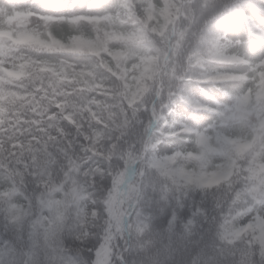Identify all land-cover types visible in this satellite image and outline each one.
I'll return each mask as SVG.
<instances>
[{"label": "clouds", "instance_id": "obj_1", "mask_svg": "<svg viewBox=\"0 0 264 264\" xmlns=\"http://www.w3.org/2000/svg\"><path fill=\"white\" fill-rule=\"evenodd\" d=\"M195 10L197 29L241 27L246 42L237 51L246 63L240 67L243 77L235 101H251L249 106L259 111L264 122V41L252 43L256 31L264 32V0H243L240 10L200 4ZM16 42L39 43V37L22 34ZM87 50L99 56L108 51V42L99 40ZM133 61L127 70L117 64L113 75L118 72V80L107 78L113 100L100 105L104 127L90 123L81 133L87 142L72 152L79 161L77 171H68L62 158L56 166L59 171L53 169L59 193L50 195L42 176L31 182L35 187L25 227L45 211L51 215L49 202L56 198L65 206V223L58 228L61 250L56 255L68 264H264V238L258 240L249 230V216L234 221L233 229L240 234L237 241L226 242L223 237L225 214L247 208L242 201L248 178L237 161L250 164L258 154L264 157V136L249 139L255 118L247 126L221 129L215 119L203 127L192 124L200 114L192 112L191 105L185 106L187 116L173 109L165 115L155 107L151 113L143 112L153 97L161 108L165 106L159 99L161 84L170 103L190 95L185 77L198 73L184 55L171 64L153 61L150 72L143 62ZM182 134L187 146L176 143ZM242 145L249 150L242 151ZM260 183L264 184V177ZM7 187L5 180L4 190ZM255 209L264 216V200ZM0 224L10 231L17 227L7 214ZM93 242L96 249L90 257ZM56 261L53 254L41 252L23 264Z\"/></svg>", "mask_w": 264, "mask_h": 264}, {"label": "trees", "instance_id": "obj_2", "mask_svg": "<svg viewBox=\"0 0 264 264\" xmlns=\"http://www.w3.org/2000/svg\"><path fill=\"white\" fill-rule=\"evenodd\" d=\"M2 1L15 11L18 22L9 29L11 35L0 40V57L9 59L13 71H7L0 63V218L7 214L17 227L10 231L0 224V240L15 242L21 231L28 240L33 223L25 227V221L31 215L30 192L35 187L31 182L36 176L44 177L42 184L50 187V195L55 197L61 190L52 179L53 169L59 171L58 161L62 158L68 171H77L79 161L72 154L73 149L78 151L80 145L87 142L81 133L90 123L104 127L99 119L100 105L113 100V89L107 78L119 79L118 72L113 75L117 64L127 70L135 58L150 72L153 61L171 64L184 55L191 60L198 75L185 77L191 94L175 103L191 105V111L200 114L191 123L203 127L210 122H205L206 118H213L221 128V122L236 108L249 109L257 114L254 128L249 129V139L258 141L264 136V122L259 111L249 106L251 101H235L234 93L243 77L240 67L242 62L246 63L237 49L245 44L246 38L233 47L221 40L225 29L195 27V5L205 8L222 5L240 10L243 0ZM113 8L117 9L116 14L111 12ZM22 34L38 36L39 43H17ZM99 40H107L108 51L95 56L87 49ZM256 41H264V32L254 33L252 43ZM159 87V99L165 101V106L161 108L159 100L153 97L143 112L151 113L155 107L167 115L172 109L167 88L163 84ZM185 110L176 112L189 115L186 107ZM250 123L246 122L245 126ZM185 140L182 134L176 143L187 146ZM207 143L214 147L211 141ZM248 150L247 145H242V151ZM260 161L259 154L250 164L237 161V168L248 178V191L242 203L249 209L251 205L258 207L264 200V192H255L257 183L264 177ZM5 180L7 190L3 188ZM49 206L51 215L47 211L39 215L50 221L47 229H41L39 246L22 250L26 261L41 252L63 259L56 253L61 250L58 228L65 223V206L56 198L51 199ZM243 214L239 211L224 223L226 242L239 239L240 234L234 231L233 224ZM249 230L258 240L264 238V225L256 219L249 224ZM89 247L92 251L87 255L91 257L96 249L95 242ZM18 255L19 250L0 244V264L6 261L13 264ZM64 264H68L67 260Z\"/></svg>", "mask_w": 264, "mask_h": 264}, {"label": "rangeland", "instance_id": "obj_3", "mask_svg": "<svg viewBox=\"0 0 264 264\" xmlns=\"http://www.w3.org/2000/svg\"><path fill=\"white\" fill-rule=\"evenodd\" d=\"M4 3H5L4 1L3 2L0 1V26H5L8 24L11 25L16 20V18H18V17H16L17 15L15 14V11L13 9H11V7L9 8ZM111 12L116 14L117 9L113 8V9H111ZM6 18H8L12 22L7 23ZM222 39L225 42L232 43L234 45V47H237V44L240 41H242L243 39H245V36L242 32L241 27H239L237 25H232L231 27L227 28V30H225ZM0 60H4V62L7 65H10L7 62L8 60H6V59L0 58ZM172 108H174L175 111H177V112H186L185 106L182 103H177V104L174 103ZM0 113H1V107H0ZM254 118L256 120V114L254 112L238 108L237 110L233 111L230 114V117L227 118L226 121L221 122L222 124L220 125V127H221V129H226V128H230V127L236 126V125H244L245 126L246 122L253 121ZM205 120L211 121V120H213V118H206ZM217 123H218V121H217ZM164 150L170 151L171 149L166 148ZM260 163H262L263 167H264V157H262V156H261ZM255 192L257 194H261L264 192V184H261L260 181L257 183V185L255 187ZM114 208L117 212L119 211V209H120V197H117V199L115 200ZM251 208H255V207L251 205L250 209ZM254 215H255V219L264 225V216L259 215V213L257 211L254 213ZM242 216H248V215L243 214L240 217H242ZM94 253H95V251H94Z\"/></svg>", "mask_w": 264, "mask_h": 264}, {"label": "snow or ice", "instance_id": "obj_4", "mask_svg": "<svg viewBox=\"0 0 264 264\" xmlns=\"http://www.w3.org/2000/svg\"><path fill=\"white\" fill-rule=\"evenodd\" d=\"M238 211H242L244 214L249 216V223H251L255 219L254 213L256 212L255 208H239ZM232 213H226L225 214V222H227ZM50 221L46 219L45 217H39L37 218L32 225L31 231L28 233V240H25L24 233L21 231L17 235V239L15 242H10L8 239H2L0 240V244H4L5 247H11L13 250H19V255L17 256V259L13 262V264H23L24 254H23V248L25 247H38L39 246V237L41 229H47ZM7 264V261L5 262ZM54 264H64L63 259H57Z\"/></svg>", "mask_w": 264, "mask_h": 264}]
</instances>
